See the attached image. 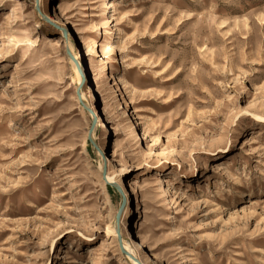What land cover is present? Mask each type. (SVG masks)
Segmentation results:
<instances>
[{
    "label": "rangeland",
    "instance_id": "374dc122",
    "mask_svg": "<svg viewBox=\"0 0 264 264\" xmlns=\"http://www.w3.org/2000/svg\"><path fill=\"white\" fill-rule=\"evenodd\" d=\"M102 161L140 264H264V0H0V264H125Z\"/></svg>",
    "mask_w": 264,
    "mask_h": 264
},
{
    "label": "bare ground",
    "instance_id": "6f19581e",
    "mask_svg": "<svg viewBox=\"0 0 264 264\" xmlns=\"http://www.w3.org/2000/svg\"><path fill=\"white\" fill-rule=\"evenodd\" d=\"M112 6L114 8V4L112 3ZM117 6V5H116ZM80 70H82L80 68ZM82 76L84 77L85 74L82 73ZM76 83L81 81V75L76 71ZM78 83V84H79ZM80 94V102L83 103V97H82V92L81 90L79 91ZM77 100V98H76ZM78 101V100H77ZM79 103V101H78ZM80 105V104H79ZM81 106V105H80ZM80 110H82L81 107H79ZM83 111V110H82ZM142 132L143 135H145L146 132V128L142 127ZM116 151H115V146L112 148V155L113 158L116 157ZM112 158V159H113ZM111 162V160L108 161V163ZM218 167L216 168V170H222V167L220 165H217ZM102 167H103V161L99 166V173H100V180H101V185L104 187L105 184L107 185V183H116V180L109 176V174L106 172V166H105V179L102 178L101 176V172H102ZM122 191H123V196L125 198V200H127V196L131 195L132 193H135L136 191V183L134 179H128L126 181V185L124 184V187H122ZM114 227H115V223H114ZM134 232H132V235L130 238L128 239H124L121 234L119 235V240L117 238V235L115 234L113 228H106V233L111 235L113 237V247L115 250V254L119 255L120 259L125 263V264H140L139 263V259H141V253H143L146 249L147 246H149V238L148 236L144 233L143 227L141 225V223H139L134 227Z\"/></svg>",
    "mask_w": 264,
    "mask_h": 264
},
{
    "label": "water",
    "instance_id": "95a60500",
    "mask_svg": "<svg viewBox=\"0 0 264 264\" xmlns=\"http://www.w3.org/2000/svg\"><path fill=\"white\" fill-rule=\"evenodd\" d=\"M63 37L65 38V34L64 33H63ZM66 54H67L68 58L73 62L74 66L77 69V72L81 75V81H80V83L78 84V86L76 88L75 96H76L77 100L79 101V103L82 104V102H80V94H79V91H80L81 86H82V84L84 82V77L81 74V70H80V67H79L78 62L71 55V53L69 52L68 49L66 51ZM88 112L90 114H92L90 110H88ZM94 123H95V118L93 116L92 117V120H91V123H90V126H89V129H88V132H87V141L91 144V146L95 150H98L97 149V146L95 145V143L93 142V140L91 138V134H92V130H93V127H94ZM105 166H106L105 163H103L102 172H101V176H102L103 179H105ZM107 185L110 186V187H112L113 189H115L120 194V196H121V203H120V206H119V208H118V210H117V212L115 214V219H114V221H115L114 222L115 223V232H116L117 238L119 240L118 225H119V219H120V216H121L123 207H124L125 199H124V196H123V192L120 190V188L115 183H107Z\"/></svg>",
    "mask_w": 264,
    "mask_h": 264
}]
</instances>
